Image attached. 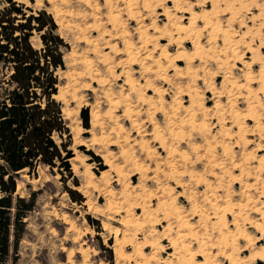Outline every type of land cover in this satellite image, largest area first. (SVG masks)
Masks as SVG:
<instances>
[{"label": "rangeland", "instance_id": "1", "mask_svg": "<svg viewBox=\"0 0 264 264\" xmlns=\"http://www.w3.org/2000/svg\"><path fill=\"white\" fill-rule=\"evenodd\" d=\"M13 1L23 6L25 17L45 11L56 27L54 33L66 45L60 47L64 69L55 71L58 85L53 99L60 103L61 113L63 109L70 113L69 121L63 118L69 136L63 135L61 140L53 134L52 139L58 147L63 143L71 158L68 159L70 172L38 165L34 172L24 170L16 176L15 195L27 200L33 193L35 204L24 218L25 231L16 260L14 263L10 260L9 264H68V260H72L73 264H136L139 259L116 258L113 252L114 235L102 228V224L107 222L104 221L107 220L105 216L111 213L115 219H119L118 215L124 216L122 212L116 214L106 208L109 207L108 201L112 199L114 202L124 188L133 196L145 193L146 204L151 210L161 200L176 199L182 216L200 235L203 242L201 249L215 264H229L223 253L232 254L234 264H243L244 259L264 247V232L260 233L250 224H261L264 229V220L255 211V208L264 211V168L258 164V159L264 157V97L258 84L250 83V87L259 97L260 106L256 110L262 131L256 132L255 123L244 120V144L236 137L237 127L231 118L232 110L244 113L247 109L244 101L246 91L236 85L245 83V73L250 72L255 76L264 66V0H215L214 14L211 13V0H132L133 17L126 11L128 0ZM228 4H232L238 13L232 23H228ZM5 6L0 0V9ZM164 10L168 11L169 17L163 15ZM191 11L196 14L205 12L210 20L218 21L223 28H230L233 41H239L236 45L239 58H233L229 51H220L224 48L220 35L210 34L209 29H204L200 18L196 20L195 30L199 32L195 33L196 38L194 33L190 37L183 33L176 34L172 24L180 19L187 24ZM112 18L115 22H112ZM165 28L174 41L169 42L166 38L157 45L155 30ZM141 34L148 37L145 43L140 39ZM178 36L181 39L177 38L180 42L176 43L175 37ZM194 39L204 47V53L200 56L192 55ZM29 42L35 50L43 47L35 30L30 32ZM126 42L134 48L135 61L132 63L122 61L126 59ZM113 45L116 46L115 51L110 50ZM162 47H166L172 57L179 51L190 54L191 63L187 64L186 60L178 62L180 74H176L160 59L162 68L157 77L153 73L156 69L154 61L160 58L159 49ZM249 48L259 50L260 62L252 63ZM104 54L107 56L105 62L101 58ZM84 62H88V66ZM187 67L191 69L188 75ZM7 73L0 66V96L7 88L3 82ZM127 77L135 80L141 98L128 88ZM100 80H103V84ZM232 82H236V85H232ZM154 88L159 91L158 94ZM194 92L198 94L203 107L194 109V120L191 122L196 120L194 124H197L204 120L203 131L194 129L190 124H180V120L188 119L184 110L189 105L186 94ZM111 100L118 101V105L112 106ZM217 104L219 107L216 109ZM125 108L130 109L129 116L123 115ZM81 109L88 111L87 128L84 127ZM94 113L98 115L95 124L92 122ZM133 121L142 125L146 135L137 132ZM155 127L167 146L174 150L172 154L158 148V143L149 135ZM178 128H181L179 136L172 138L169 129L177 132ZM117 136L120 142L115 141ZM125 137L129 138L128 144L122 140ZM93 138L103 141L92 143ZM141 142L145 145L144 149L140 148ZM81 143L86 146L79 145ZM224 146L230 149L228 156L222 150ZM147 148L152 156L146 155ZM105 152H111L118 165L122 166L125 177L123 184L116 182L115 174L109 172L105 180L98 182L99 189H83L85 181L82 173L86 167H91L96 179L108 169L100 157ZM121 152H127L129 160L121 159ZM61 153L65 155L62 150ZM181 154H184L183 159ZM246 154L250 155L245 159ZM74 158L83 162L74 161ZM138 168L142 170L143 177ZM204 181L210 184V189H206ZM106 188H112L116 194L113 197L107 195ZM164 188L170 192L167 194ZM74 199L81 202H74ZM226 201L230 202V206H246L242 211L237 206L232 207V212L226 211L225 226L220 224L218 227L210 204L215 202L223 206ZM86 202L96 209L89 212L88 205L84 204ZM135 214L139 216L140 210H136ZM89 218L96 222L91 223ZM113 224L121 229L117 223ZM235 224L248 233L249 243L236 234ZM71 225H74L73 230H70ZM168 225L172 226L173 231L164 234ZM175 225V219L156 212L150 224L134 232L137 242L152 240L162 246L155 252L152 247H145L148 256L154 253L152 264H160L163 260L176 264L169 244V238H175ZM220 233L233 234L235 250L228 245H218ZM183 242L190 245L192 253L199 254L198 243L190 238ZM79 250L85 251L87 257L77 254ZM130 251L131 248H128ZM197 262L202 263L203 257L197 255Z\"/></svg>", "mask_w": 264, "mask_h": 264}, {"label": "trees", "instance_id": "2", "mask_svg": "<svg viewBox=\"0 0 264 264\" xmlns=\"http://www.w3.org/2000/svg\"><path fill=\"white\" fill-rule=\"evenodd\" d=\"M2 1L7 6L0 9V66L8 73L3 81L7 88L0 96V264H9L16 260L24 218L35 204L33 193L27 200L15 195L16 176L24 170L34 172L38 165L70 172L71 154L52 139L53 134L61 140L69 136L60 103L53 99L58 85L55 71L64 69L60 47L66 45L45 11L25 17L22 5ZM32 30L43 44L39 51L29 42ZM80 114L87 128V109Z\"/></svg>", "mask_w": 264, "mask_h": 264}, {"label": "bare ground", "instance_id": "3", "mask_svg": "<svg viewBox=\"0 0 264 264\" xmlns=\"http://www.w3.org/2000/svg\"><path fill=\"white\" fill-rule=\"evenodd\" d=\"M131 1L132 0H128V2L126 3V11L128 12V14L131 17H133V14L131 11V6H132ZM210 2H211V6L213 8L212 9L213 11L211 13L214 14V11L216 8L215 7L216 1L211 0ZM144 6L147 7V4H145ZM227 8L230 10V17L228 18V23H232V22H234L235 17L237 16L238 13H237L236 8L232 4H228ZM238 12H239V10H238ZM163 15L166 17H169L168 11L164 10ZM198 18H200L201 22L203 23L204 29L210 30L211 33L210 32H208V33L220 35L223 46H224V48H222V50H220V51L225 52V53L229 51L230 55H232L233 58L238 59L239 56L237 54L238 51H237L236 45L239 41H237V42L233 41L230 28H228V27L223 28L219 24L218 21L210 20L208 18V14H206L205 12L200 13V14H196V13L191 11L189 13V18H188L187 24H183V20L180 19V20H177L176 22H174L172 24V29L176 34L183 33L185 35H189V37L192 36L194 33L195 37L194 36L193 37L196 38L195 33H197L198 30H195V25H196V20ZM112 22H115V20ZM230 25H232V24H230ZM155 33L158 35L155 38L157 45L162 39H166V38L169 42L174 41V38L172 37L170 32H168L166 30V28L165 29H159V30L156 29ZM177 38H180V37L179 36L175 37V42L179 43L180 41L178 42V40H176ZM140 39L142 40L143 43H145L148 40V37H144V35L141 34ZM192 48H193V52H192L193 54L192 55L200 56V54L204 53V47L201 46L199 41H197L196 39H194V41H192ZM110 50L115 51L116 46H114V45L110 46ZM133 50H134V48H132L131 44L129 42H126L125 43L126 59L122 60V61H124V63H129L131 61H135V56H134ZM248 50H249V53L251 54L250 55L252 58L251 60H253L252 63L253 62L256 63V61L260 62L259 50L254 49V48L253 49L249 48ZM202 56L204 57L205 54H203ZM159 57L160 58H158L154 61V65H155L156 69L153 70V73H155L157 75V77L160 76L159 70L162 68V64H161L160 59H163L168 64V66L171 67L172 71H174V73H176V74H180V65L178 64V62H182V61L186 60L187 64L191 63L190 54H187L184 51H179L178 54H176L175 56L173 55V57H172L171 53H169V51L166 47H162L159 49ZM101 58H102V61L105 62L107 60L106 54L102 55ZM84 64H85V66H88V62H84ZM189 70H191V69L189 67H187L186 68V74L187 75L190 73ZM244 78H245L244 84L236 85V82H232V85H236L238 88H242V89H244V91H246V95L244 94L245 95L244 101L247 103V109L244 113L239 112L237 109L232 110L231 111V118L234 120V123L237 127L236 137L239 139V141H241L245 144L246 143V137L243 134V132H244V127H243L244 120L253 121L255 123L254 130L258 133H260L263 129V126L259 120L258 112L256 110V107L260 106V102L258 100L259 97H258L256 91L254 92L253 90H251L250 83L258 84L259 90L262 92V95L264 97V88H263L264 87V66L262 65L260 67V70L258 71L257 75L253 76V75H251L250 72H247L244 74ZM100 82H101V84H103V80H100ZM148 83H147V85H150ZM126 85L128 86V88L132 92L138 93V96H137L138 98L142 97L140 92H138L136 89L137 86L135 84V80L127 77L126 78ZM157 89L154 88V92L158 94L159 91ZM186 96L188 97L189 105L187 108L185 107L184 110L188 114V119L185 120L183 118L184 120H180V124H181V126H183L184 124H190V126H192L194 129H196L198 131H203L204 123H205L204 120H201V122H198L197 124L195 123L196 125L194 124V122H196V120L194 122H191L194 120V113H193L194 109L195 108L201 109L203 107V103L201 102V100H200V98L196 92L187 93ZM110 104L112 106H117L118 101L111 100ZM215 107L217 109L219 107V105L215 106ZM127 109L123 110L124 116H129V114H130V111H129L130 109L129 110H127ZM62 116H63L64 120H66V121H69L71 118L70 113L66 109L62 110ZM92 122L94 124L98 122V115H96L95 113L92 116ZM132 124L136 128V130L139 134L141 132H143V134H144V130H142V125L140 126L139 124H136L134 121L132 122ZM179 129L181 130V128H178L177 132H174V130L169 129L170 136L172 138L178 137L179 133H180ZM181 134H183V132ZM144 135H146V134H144ZM149 135L152 137V139H154L158 143V148H161L163 151H167V154H172L174 152V150L170 146H167L163 136L156 129V127L154 128L153 132L150 133ZM118 137L119 136H117V139L115 140L116 142L121 141V140H119ZM263 139H264V137H263ZM101 140L102 139H100V138L99 139L93 138L92 143L97 142V141H101ZM122 140L124 143H127V144L129 142L128 137H125ZM79 145H85V144L81 143ZM140 148H142V149L145 148V145L143 144V142H141ZM192 149L194 151L195 148L192 146ZM222 150L225 153V155L227 154V156H228V154H230L229 153L230 149L228 150V146H224L222 148ZM208 152L209 151L207 150L206 153L209 154L210 152L209 153ZM146 155L152 156L151 151H149V148L146 149ZM248 155H250V154L245 155V159L247 158ZM100 157L104 161L103 165L106 166L108 169L105 171H102L101 175L99 176V179L98 178L96 179L95 176L93 175L92 171H91V167L90 168L86 167L82 173V177L85 181V187L83 189H86L88 187H91V188L93 187L92 189H99L98 182L101 179L105 180L107 178V176H109V172H113L115 174V181L116 182L123 184L125 177L123 175V171L121 168L122 166L118 165V163L116 162V158H114V155L111 152H107V153L105 152V154L100 155ZM120 158L125 159V160H129L130 156L127 154V152H121ZM181 158L182 159L184 158V154H181ZM185 158H186V156H185ZM78 159L79 158H74V161H80L81 163L83 162L82 159H79V160ZM258 164L261 168H264V157H260L258 159ZM138 171L140 174H142V176L141 175L140 176L143 177L142 170L138 168ZM177 182L179 183V180ZM204 183H205V181H204ZM205 186H206V189L211 188L209 183H205ZM247 186L249 187V185H246V187ZM106 189L105 190H106L107 195L113 197L114 194H116V193L112 192V188L111 189L106 188ZM163 190L167 194L170 192V190L168 188H164ZM84 191H86V190H84ZM262 195L264 196V190L262 191ZM145 196H146L145 193H144V195L143 194H140V195L135 194L133 196L131 193L127 192L126 189L124 188L123 190H121L118 193V198L115 199L114 202L112 201V199H111V202H110V200L108 201L109 207H106V208L109 211L115 212L116 214L121 213V212H122V214L124 213V216L120 217V215H118L119 219H115V218H113L114 216L112 217L113 213L110 212L111 213L110 216H105V217H107L106 218L107 220H104V221H107V222H104L102 224L103 230L111 232L114 235L113 252H114V254L118 260H132V259L136 258V259H139V260H137L139 262L136 261L137 262L136 264H152L151 260L153 258L154 253L152 252V254L150 256H148L145 253V247L150 246V247H152V249L155 252L158 249H161L162 246L160 245V243L153 242L152 240L151 241L150 240H144L142 243H139L135 240L134 232L137 229L144 227L145 224H150L153 220V214L154 213L161 212L164 215V217L173 218L176 221V225L174 227L175 238H172V237L169 238V244H170V247L173 249V257H175V259H176V264H215L214 262L209 260V258H208L209 256L207 257V254H205V251L203 249H201L202 245H203L202 239H201L200 235L198 234V232L194 230V228L190 224V222L187 219H184V217L182 216V212L180 211V208L177 206L176 199L168 198V199L161 200L157 203L156 207L154 209L152 208L153 210H151L148 207V205L146 204ZM206 199L208 200V197H206ZM247 200H249V199H247ZM84 204L88 205L87 207H88L89 212L96 209L90 203L86 202ZM210 206L212 207L213 215L216 217V220H217L216 225L218 226L220 224L224 225L223 221L225 218L224 216H225L226 211L231 210L232 207H235V206H237L239 208V210L242 211L243 207H245L246 205L242 206L241 204H238V205L233 204V206H230V202L226 201L223 206H220V205L216 204L215 202H211ZM193 209H195V208H193ZM136 210H140L139 216L135 214ZM96 211H94V212H96ZM255 211L264 220V211H262L259 208H257V209L255 208ZM231 212H232V210H231ZM107 213H108V211H107ZM243 217L246 218L245 216H243ZM240 218H242V217H240ZM213 219H214V217H213ZM65 223L67 224V219H66ZM113 223H115V224L117 223V225H119L121 227V229L119 227H114ZM250 224L252 227L256 228V230H258L259 232L261 231L260 233L264 232V229L261 227L262 226L261 224H260L261 226L255 222H251ZM213 225L215 226V224H213ZM171 227H172L171 225H168L164 229V234L169 233L171 230L173 231V229ZM73 229H74V225H71L70 230H73ZM235 230L237 231L236 234L239 235L240 237H242L243 240L247 241L248 243L251 241L248 233L240 230L237 224H235ZM220 232H222V231H220ZM152 233L155 234L156 232L152 231ZM152 233L150 234L151 237L154 236V235H152ZM218 233H219V231H218ZM228 233L227 234L220 233L221 235H218V236H220L218 238L219 239L218 245H222V246L224 245V247L226 245H228L229 247L232 248V249L230 248L231 250H235L236 244L234 242L235 239L232 237L233 234H231V236H230V235H228ZM230 237L232 239H230ZM186 238H190L195 243H198L197 249H198L199 254H197V255L199 257H203L202 263L197 262V255L191 252V250L189 248L190 245L183 242V240ZM128 248H131L130 252H128ZM222 251H224V250H222ZM194 252L196 253V251H194ZM71 254L72 253H70V255ZM77 254L81 255L84 258L87 257L86 252L83 250L77 251ZM223 254L225 255L226 259L229 260V264H234V261L232 260V254H227V253H223ZM251 261L253 264H258V262H264V247H260L259 250H256L255 252H253V254H251L249 258L244 259L243 264H246V263L251 262ZM67 263L73 264V261L68 260ZM160 264H174V263L171 260L170 261L169 260H163Z\"/></svg>", "mask_w": 264, "mask_h": 264}]
</instances>
